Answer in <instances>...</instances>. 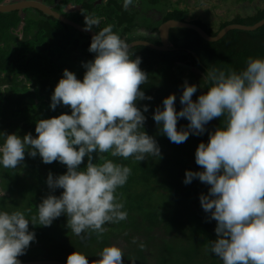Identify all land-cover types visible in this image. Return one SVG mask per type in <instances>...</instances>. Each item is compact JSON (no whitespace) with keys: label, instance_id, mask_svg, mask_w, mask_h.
<instances>
[{"label":"clouds","instance_id":"9594fccd","mask_svg":"<svg viewBox=\"0 0 264 264\" xmlns=\"http://www.w3.org/2000/svg\"><path fill=\"white\" fill-rule=\"evenodd\" d=\"M132 3L124 0L123 7ZM99 23L97 18L85 16L84 30L97 29ZM129 48L110 25L98 30L88 49L94 59L82 65L86 69L83 79L65 69L51 96L52 110L63 105L70 107L71 114L40 119L35 137L0 132L3 168H17L26 152L33 158L39 155L45 164L58 161L67 168L56 177L49 173L48 187L63 191L43 198L31 221L22 211L0 210V264H21L18 257L36 239L29 223L38 221L50 227L64 215L68 229L83 239L93 232L102 234L106 224L127 219L116 190L127 183L131 169L103 154L124 160L133 157L139 162L149 156L161 157L156 139L144 131L143 113L148 106L143 111L137 106L139 101L152 99L141 90L148 76L140 68L141 58L133 59ZM204 78L206 93L194 101L197 86L185 81L181 110L177 111L176 95L171 94L163 100V108H156L153 119L171 142L181 144L190 134H204L213 119L225 118L222 126L209 133V141L196 149L195 162L203 170H186L184 183L198 179L209 186L207 195L200 196V204L216 221L210 253L221 264H264V58L249 57L241 71L208 69ZM181 118L189 123L178 130ZM85 157L87 163L81 168ZM97 257L91 264H123L124 254L110 245ZM66 264L90 261L75 251Z\"/></svg>","mask_w":264,"mask_h":264},{"label":"trees","instance_id":"16d2710c","mask_svg":"<svg viewBox=\"0 0 264 264\" xmlns=\"http://www.w3.org/2000/svg\"><path fill=\"white\" fill-rule=\"evenodd\" d=\"M68 1L82 6L73 12L72 19L76 23L85 27V16H92L100 21L99 28H93L96 32L110 25L114 33L127 39L126 42L135 37L139 11L125 9L124 0H102L101 3L96 2L98 0ZM191 1H195L196 6L215 3L214 9L231 4L244 6L249 12H242L245 10L239 8V12L232 16L231 9H226L225 16L211 18L206 10L208 17L205 19L190 14ZM180 2L186 7L172 5L166 18L193 23L210 36H217L231 24L252 26L264 20V0ZM20 21L19 17L0 15V132L16 133L21 137L32 133L35 137L36 123L40 119L71 114L70 107L59 105L55 110L50 107L51 96L63 71L67 69L82 80L86 71L82 65L94 59L95 54L88 51L90 36L54 18L28 21L24 24V39L20 40L16 32H12V27L21 25ZM171 42L175 47L171 52L147 47L130 51L133 59L141 58V70L148 76L141 90L152 99L139 101L137 106L141 111L148 106L149 110L143 113L146 117L144 131L156 139L161 157L149 156L139 162L133 157L124 160L112 157L110 153L103 154L105 159L131 169L127 183L116 190L127 219L106 224L102 234L93 232L83 239L68 229L64 215L54 220L50 227L41 226L38 221L35 225L29 223V230L35 232L36 239L26 253L18 257L21 262L58 260L66 263L68 255L78 251L88 256L91 264L105 246L115 245L123 251V264H131L130 260L135 264H221L219 258L210 253V241L216 239V221L210 219L200 204V196L207 195L209 186L198 179H193L190 184H185L184 180L186 170H203L195 162L196 149L199 143L209 141V133L222 126L225 118L213 119L205 126L204 134H190L186 142L176 144L163 134L153 115L157 107L163 108V100L171 94L176 95L177 111L181 110L180 96L185 81L197 86L194 101L206 93L204 77L208 69L241 71L249 57L264 58V27L254 32L234 30L216 43L207 42L194 30L177 28L171 31ZM184 57L191 58L196 65L186 77L174 64ZM188 123L185 118L179 119L178 130L186 128ZM94 162L102 163L103 160ZM86 163L87 157L80 167ZM66 171V166L58 161L45 164L39 155L33 158L27 152L17 168L0 166V210L22 211L31 221L43 198L49 194L59 196L63 191L48 187L49 173L56 177ZM140 244L144 247L141 248Z\"/></svg>","mask_w":264,"mask_h":264},{"label":"flooded vegetation","instance_id":"af4514ba","mask_svg":"<svg viewBox=\"0 0 264 264\" xmlns=\"http://www.w3.org/2000/svg\"><path fill=\"white\" fill-rule=\"evenodd\" d=\"M86 1L89 2V0H86ZM171 1L172 2L167 1V0H149V2H147L145 0H133V3L128 8L130 10H135L136 12L139 11L138 19H137L139 26L137 28V31H135V37L133 38V40L127 43L131 45V44L143 41V42L151 43L157 46H162L163 39L161 38L162 33L160 29L169 21L175 20V19L166 18L168 12H171V6L175 4L180 8L186 7L184 3L182 2L178 3L179 0H171ZM96 2L101 3L102 0H98ZM190 3H194V2L191 1ZM0 6H10V7L14 6L11 12L0 13V15H5V17L13 16V17L20 18L21 25L18 27H12L13 28L12 32H16V34L20 37V40L24 39V24L27 23L28 21L38 20V19L43 20L46 18H54L48 15L43 9H50L54 12H57L65 16L67 19L75 22L72 19L74 16L73 12L80 10L82 7L80 6V4H77L75 1L69 2L68 0H0ZM191 11L193 12V10ZM178 21H181V20H178ZM184 22H187V21H184ZM172 30L173 29H171V31ZM122 39L127 40L125 38H122ZM137 47H146V46L141 45V46H136L134 48H137ZM169 47H170V50L167 52H171L175 50V47L173 46V43L171 42V32H170ZM132 49H130L129 52ZM193 56L197 58V60L199 61L197 55L193 54ZM174 64L175 66L180 67L181 73L182 74L184 73L183 76L185 77L189 76L190 73L194 71L196 67V65L193 64L192 59L187 58V57H184L183 60L181 61H175ZM144 66L148 67L147 65H144ZM142 67H143V63L140 64V68ZM29 262H32V261H29ZM21 263H26V262H21Z\"/></svg>","mask_w":264,"mask_h":264},{"label":"water","instance_id":"95a60500","mask_svg":"<svg viewBox=\"0 0 264 264\" xmlns=\"http://www.w3.org/2000/svg\"><path fill=\"white\" fill-rule=\"evenodd\" d=\"M30 5V4H28ZM14 6L10 7V6H0V13H9L11 12L12 8ZM48 15L54 17L55 19L59 20L60 22L69 25L73 28H75L76 30H78L79 32L83 33V34H87L91 37L96 33L93 29L91 31H85V27L75 23L69 19H67L65 16L54 12L50 9H43ZM264 27V20L258 22L255 25L252 26H246V25H241V24H231L227 27H225L224 29H222L217 36H210L206 31H204L201 27L189 23V22H184V21H178V20H171L168 23H166L161 29V38L162 40V46H157L151 43H147V42H137L134 44L130 45V49L136 47V46H146L149 47L151 49L157 50V51H162V52H167L170 50L169 44H170V32L171 29H191L196 31L197 33H199V35L206 40L207 42L210 43H216L221 41L228 33H230L231 31L234 30H240V31H248V32H254L259 30L260 28ZM21 264H66L65 262H61L58 260H38V261H32V262H26V263H21Z\"/></svg>","mask_w":264,"mask_h":264},{"label":"rangeland","instance_id":"374dc122","mask_svg":"<svg viewBox=\"0 0 264 264\" xmlns=\"http://www.w3.org/2000/svg\"><path fill=\"white\" fill-rule=\"evenodd\" d=\"M195 2V1H193ZM189 4V3H188ZM213 4L215 3H212L211 4H201V5H198L196 6L194 3H190L189 6L192 8L193 12L190 11V14H193L195 16H198V17H203V18H207L208 15L206 14V10H208V12L210 13L209 16L211 18H215L217 15H223L225 16L226 15V9H231V15L234 16L235 14H237L239 12V8L241 9L240 11L242 10H245V11H242V12H249V10H246V7H242V6H234L233 4L229 5V6H225V8H218L216 7L215 9L212 7ZM217 4V3H216ZM185 5V4H184ZM188 17V13H186ZM185 14V15H186Z\"/></svg>","mask_w":264,"mask_h":264}]
</instances>
